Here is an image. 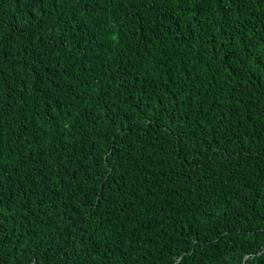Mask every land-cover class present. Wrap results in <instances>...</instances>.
<instances>
[{
  "label": "trees",
  "instance_id": "1",
  "mask_svg": "<svg viewBox=\"0 0 264 264\" xmlns=\"http://www.w3.org/2000/svg\"><path fill=\"white\" fill-rule=\"evenodd\" d=\"M0 264H264V0H0Z\"/></svg>",
  "mask_w": 264,
  "mask_h": 264
}]
</instances>
